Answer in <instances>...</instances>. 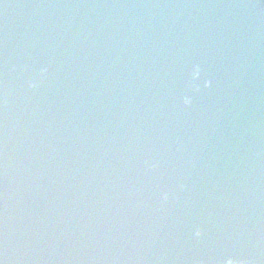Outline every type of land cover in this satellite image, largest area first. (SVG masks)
Returning <instances> with one entry per match:
<instances>
[{
  "label": "water",
  "instance_id": "obj_1",
  "mask_svg": "<svg viewBox=\"0 0 264 264\" xmlns=\"http://www.w3.org/2000/svg\"><path fill=\"white\" fill-rule=\"evenodd\" d=\"M0 264H195L63 0H0Z\"/></svg>",
  "mask_w": 264,
  "mask_h": 264
},
{
  "label": "clouds",
  "instance_id": "obj_2",
  "mask_svg": "<svg viewBox=\"0 0 264 264\" xmlns=\"http://www.w3.org/2000/svg\"><path fill=\"white\" fill-rule=\"evenodd\" d=\"M229 264H230V262H229Z\"/></svg>",
  "mask_w": 264,
  "mask_h": 264
}]
</instances>
